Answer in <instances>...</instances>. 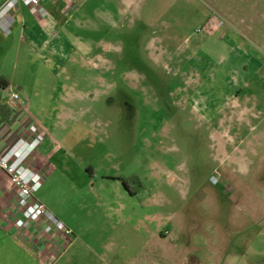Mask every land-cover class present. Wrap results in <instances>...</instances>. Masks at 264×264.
Returning <instances> with one entry per match:
<instances>
[{
    "label": "rangeland",
    "instance_id": "obj_1",
    "mask_svg": "<svg viewBox=\"0 0 264 264\" xmlns=\"http://www.w3.org/2000/svg\"><path fill=\"white\" fill-rule=\"evenodd\" d=\"M65 12L58 54L30 57L16 74L27 94L14 87L70 155L75 178L55 176L48 197L78 185L107 264H264V0H73ZM131 176L165 216L155 238L104 219L113 196L99 185Z\"/></svg>",
    "mask_w": 264,
    "mask_h": 264
},
{
    "label": "crops",
    "instance_id": "obj_2",
    "mask_svg": "<svg viewBox=\"0 0 264 264\" xmlns=\"http://www.w3.org/2000/svg\"><path fill=\"white\" fill-rule=\"evenodd\" d=\"M4 2L5 0H0V7ZM44 7L46 14L42 15L37 9L21 4L15 14L16 23L12 33L7 36L0 31V76L4 78V86L8 83L7 87L0 86V97L4 105H7L5 99L11 91H15V86H21L24 90L22 92L27 94L24 83L16 77L18 68H22V65L25 67L33 55L39 61H49L58 54V27L62 25L61 18L66 15V4L63 0H57L45 3ZM21 97V111L9 106L13 115L10 118L0 115V149L7 148L25 135L26 125L30 120H36L37 123L39 121L47 139L30 161L42 184L37 198L64 227L58 230L53 228L52 232H48L47 223L38 219L30 228L25 229L22 222L26 221V215L18 205L19 184L0 169V264H90L95 258L106 264L111 262L108 255L97 254L92 245L94 241L86 239H91L92 230L84 229L83 226H86L87 220V224H91L93 214L88 211L87 218L80 216L88 206L80 207L81 205L75 204L81 191L78 185L70 184V196L62 193L48 197L46 189L55 176L60 177L61 181L68 180V177L75 178L73 169L61 163L65 156L70 155L54 138L50 127L33 113L29 99ZM53 158L56 159V164L51 163ZM89 172L95 178L92 168ZM110 178L112 177H106L99 185L104 192L111 190L110 194L113 196L109 198L105 192L104 219L110 222L115 219L116 225L122 227L121 234L124 237H138L139 234L143 237L144 233L153 238L159 236L164 228L162 222L165 216L157 209L159 205L154 208L157 202L153 196L144 198L141 193L132 196L122 181L116 179L111 182ZM92 197L95 199L94 195ZM105 247L106 251H114L113 244L109 242Z\"/></svg>",
    "mask_w": 264,
    "mask_h": 264
},
{
    "label": "built area",
    "instance_id": "obj_3",
    "mask_svg": "<svg viewBox=\"0 0 264 264\" xmlns=\"http://www.w3.org/2000/svg\"><path fill=\"white\" fill-rule=\"evenodd\" d=\"M55 1L57 0H5L0 7V31L7 36L12 33L16 23L15 14L21 4L35 8L44 15V4ZM63 1L66 10L71 9L73 0ZM5 102L13 109H22V97L17 91H11ZM25 130V135L7 148L0 149V169L19 184L18 205L26 215V221L22 222L25 229L30 228L38 219L47 223L48 232H52L53 228L62 229L64 224L38 200L37 196L42 187L41 179L30 165L33 155L47 139L46 132L33 120H30Z\"/></svg>",
    "mask_w": 264,
    "mask_h": 264
},
{
    "label": "trees",
    "instance_id": "obj_4",
    "mask_svg": "<svg viewBox=\"0 0 264 264\" xmlns=\"http://www.w3.org/2000/svg\"><path fill=\"white\" fill-rule=\"evenodd\" d=\"M4 79H0V86L7 87L8 83L4 86L3 85ZM0 115L10 118L13 115V110L9 108V106L4 105L2 98L0 97ZM122 181L125 189L130 193L132 196H138L144 189V185L141 179L138 176H131L127 179H119Z\"/></svg>",
    "mask_w": 264,
    "mask_h": 264
}]
</instances>
